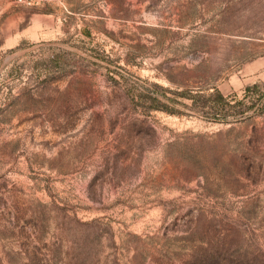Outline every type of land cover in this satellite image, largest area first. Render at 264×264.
Masks as SVG:
<instances>
[{"label": "rangeland", "instance_id": "374dc122", "mask_svg": "<svg viewBox=\"0 0 264 264\" xmlns=\"http://www.w3.org/2000/svg\"><path fill=\"white\" fill-rule=\"evenodd\" d=\"M0 264H264V0H0Z\"/></svg>", "mask_w": 264, "mask_h": 264}, {"label": "trees", "instance_id": "16d2710c", "mask_svg": "<svg viewBox=\"0 0 264 264\" xmlns=\"http://www.w3.org/2000/svg\"><path fill=\"white\" fill-rule=\"evenodd\" d=\"M259 85L248 86L247 91L258 90ZM249 93H246V97ZM214 99V109H216V114L223 116L227 119L229 116H241L244 115L246 110L243 108L242 104L245 102L244 99L238 100L237 98H228L222 92L217 91L213 95ZM150 107H163L161 104H157L156 100L150 105Z\"/></svg>", "mask_w": 264, "mask_h": 264}, {"label": "built area", "instance_id": "2783aa9c", "mask_svg": "<svg viewBox=\"0 0 264 264\" xmlns=\"http://www.w3.org/2000/svg\"><path fill=\"white\" fill-rule=\"evenodd\" d=\"M19 5L24 6H36L47 2V0H14Z\"/></svg>", "mask_w": 264, "mask_h": 264}]
</instances>
